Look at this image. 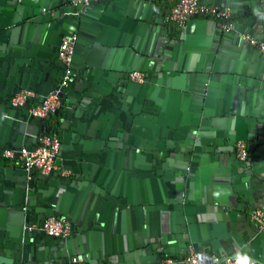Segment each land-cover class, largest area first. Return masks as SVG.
Segmentation results:
<instances>
[{
    "label": "crops",
    "instance_id": "crops-1",
    "mask_svg": "<svg viewBox=\"0 0 264 264\" xmlns=\"http://www.w3.org/2000/svg\"><path fill=\"white\" fill-rule=\"evenodd\" d=\"M203 1L230 6L239 31L264 38V0ZM67 2L0 0V263L68 264L72 254L81 264H183L190 242L264 262L252 219L264 209V54L212 18L167 21L174 0H99L81 19ZM65 32L78 34L73 77L64 107L40 124L9 97L58 86ZM137 68L150 82L127 78ZM50 130L60 163L27 195L21 163L1 149L32 147ZM26 200L34 226L69 215L70 239L22 235Z\"/></svg>",
    "mask_w": 264,
    "mask_h": 264
},
{
    "label": "built area",
    "instance_id": "built-area-1",
    "mask_svg": "<svg viewBox=\"0 0 264 264\" xmlns=\"http://www.w3.org/2000/svg\"><path fill=\"white\" fill-rule=\"evenodd\" d=\"M98 0H69L68 6H74V13H85L90 5ZM45 10V9H44ZM193 17L212 18L219 22L223 31L237 32L240 39L247 42L264 54V39L256 37L247 31H239L236 27V19L230 6H222L217 3H206L203 0H174L173 6L166 12L165 19L180 26L184 25ZM77 33L64 34L61 37L58 48L62 75L58 86L43 95L41 100L31 102L37 92L31 89H21L9 98L10 105L17 108L27 107L30 115L39 119H45L56 112L61 105L63 90L69 85L73 77V57L77 41ZM147 75L142 70L129 72V79L138 83L146 81ZM61 139L58 135L43 132L37 136L34 147L22 145L20 147L6 148L2 151L5 158L16 159L26 169H34L42 174H49L57 168L56 160L60 152ZM235 155L239 161H246L249 156L247 140H237L234 144ZM252 219L259 229H264V209L255 208L252 211ZM35 227L32 225L30 228ZM41 229L45 234L52 237L68 238L72 228L70 220L64 215H48L44 219ZM247 258L251 264H264L256 258L236 252L234 254L214 253L205 249L196 250L192 245L188 246L183 264H242ZM81 260L73 257V261ZM176 259L172 256H164L159 264H175Z\"/></svg>",
    "mask_w": 264,
    "mask_h": 264
},
{
    "label": "water",
    "instance_id": "water-1",
    "mask_svg": "<svg viewBox=\"0 0 264 264\" xmlns=\"http://www.w3.org/2000/svg\"><path fill=\"white\" fill-rule=\"evenodd\" d=\"M99 1V0H98ZM68 2H69V0H68ZM67 2V3H68ZM96 2V1H95ZM260 3H259V7H258V10H260V9H262V7L264 6V1H259ZM74 6H68L67 5V9H66V11H65V13L67 14V15H70V16H72V17H75V19L77 18V19H81V17H83L85 14H86V12L85 13H82L81 15H76L75 13H74ZM45 9V10H44ZM43 12H46L47 10H48V8L47 7H45V6H43L42 7V9H41ZM88 10V9H87ZM236 27H237V29H238V25H237V22H236ZM241 31H243V30H241ZM74 32H65V33H63L62 35H61V37L64 35V34H68V35H70V34H73ZM77 36H78V34H77ZM256 36V35H255ZM261 36V35H260ZM256 36V37H258V38H260V39H264L263 38V36ZM61 37H60V39H59V43H60V41H61ZM58 48H59V44H58ZM77 50H78V38H77V41H76V45H75V53H74V57H73V67H74V64H75V57H76V53H77ZM57 55H58V51H57ZM58 61L60 62V60H59V58H58ZM132 70H141V69H139V68H137V69H132ZM131 70V71H132ZM130 72V71H129ZM129 72H128V74H127V78L129 79ZM145 73H146V71H144ZM61 75H62V72H61ZM146 75H147V78H146V81L145 82H143L142 84H146V83H148V82H150L149 81V79H148V74L146 73ZM60 79H61V77H60ZM133 82H135V81H133ZM135 83H138V82H135ZM70 84L71 83H69V85L63 90V92H62V95H61V105H60V107H59V109H62L63 107H64V105H65V100H66V97H65V93H66V90L70 87ZM140 84V83H139ZM21 89H30V88H20V89H18L17 91H20ZM17 91H15V92H17ZM49 92V91H48ZM48 92H46V93H48ZM46 93H43V94H40L39 92H37V95H36V98L35 99H37V101L38 100H41L42 98H43V95H45ZM10 98V97H9ZM13 107V106H12ZM13 108H16V109H18V110H20V111H23L25 114H27L31 119H35V120H37L38 122H40V124L41 123H46V121L48 120V119H50V117H51V115L52 114H50L46 119H39V118H37V117H34L33 115H30V113L28 112V110H27V107H24V108H17V107H13ZM50 133H52V134H55V132H54V130H50L49 131ZM43 132H39V133H35L34 134V143H33V145H32V147H34L35 146V144H36V141H37V136L38 135H40V134H42ZM59 136V135H58ZM244 140V139H243ZM22 145V144H21ZM20 145V146H21ZM19 146V147H20ZM6 148H11V146H5L4 148H2L1 149V152L4 150V149H6ZM61 154H62V141H61V147H60V152H59V155H58V157H57V160H56V165H57V167H58V165H59V163H60V157H61ZM22 169H23V171H24V188H25V190H26V192H27V195H28V192H29V190H30V188H31V186H32V181H33V178L35 177V176H38V177H41V178H45L46 176H50V175H53L55 172H56V169L55 170H53L51 173H49V174H42V173H39V174H37V170H34V169H30V170H26L23 166H22ZM62 172H63V170H61L60 171V173L62 174ZM28 205H29V203H28V200H26L25 201V203H23L22 204V206H21V210H22V212L24 213V221H23V224H22V235H26L29 231H31V230H39V231H41L42 233H43V235H45L47 238H49V239H58V240H60V241H62V242H66L67 240H69L70 239V236L68 237V238H58V237H52V236H50V235H47V234H45L44 233V231L41 229V226H42V223H43V221H44V219L46 218V215L44 216V218H43V220L41 221V223H38L37 225H35V227H33V228H30L32 225H34L33 223H31L30 221H29V219H28V216H27V211H28ZM48 215H64V216H66L69 220H70V222H71V228H72V233H73V230H74V223H73V221L71 220V218H70V216L69 215H67L65 212H49L48 213ZM47 215V216H48ZM71 233V234H72ZM189 245H192L196 250H200V248L199 247H197L194 243H192V242H190V243H188L187 244V249H186V251L188 250V246ZM214 253H221V252H218V251H215ZM73 257H76V258H80V257H78V256H74V255H72V254H69L68 255V257H67V259H66V262L68 263V264H81V263H83L84 261H83V259L82 258H80L81 260H77V261H73ZM162 257H164V256H162ZM1 264V263H0ZM15 264H36V263H26V262H24L23 260H18Z\"/></svg>",
    "mask_w": 264,
    "mask_h": 264
},
{
    "label": "clouds",
    "instance_id": "clouds-1",
    "mask_svg": "<svg viewBox=\"0 0 264 264\" xmlns=\"http://www.w3.org/2000/svg\"><path fill=\"white\" fill-rule=\"evenodd\" d=\"M242 264H251V262H250L247 258H245V259L242 261Z\"/></svg>",
    "mask_w": 264,
    "mask_h": 264
}]
</instances>
